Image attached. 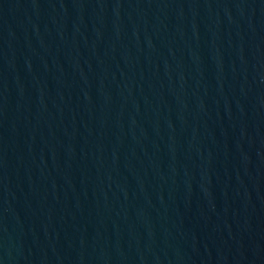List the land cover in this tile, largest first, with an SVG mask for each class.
<instances>
[{"label": "water", "instance_id": "95a60500", "mask_svg": "<svg viewBox=\"0 0 264 264\" xmlns=\"http://www.w3.org/2000/svg\"><path fill=\"white\" fill-rule=\"evenodd\" d=\"M0 264H264V0H0Z\"/></svg>", "mask_w": 264, "mask_h": 264}]
</instances>
